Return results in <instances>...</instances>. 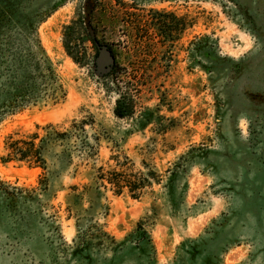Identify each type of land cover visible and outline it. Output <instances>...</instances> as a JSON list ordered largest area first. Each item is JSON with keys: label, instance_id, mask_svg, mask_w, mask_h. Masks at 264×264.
<instances>
[{"label": "rangeland", "instance_id": "1", "mask_svg": "<svg viewBox=\"0 0 264 264\" xmlns=\"http://www.w3.org/2000/svg\"><path fill=\"white\" fill-rule=\"evenodd\" d=\"M88 1L10 0L13 15L0 18L9 26L35 24L53 69L36 71L31 96L0 120V264H84L72 254L79 226L105 244L92 245L89 264H144L132 252L114 255L98 233L118 241L139 221L156 264H201L229 241L220 264H264V0H98L84 12ZM150 10L195 24L163 43L159 21L167 16ZM80 14L99 48L114 53L106 73L98 72L90 42L80 47L82 65L65 51L64 27ZM151 15L157 18L150 22ZM201 35L210 38L200 44L209 54L193 52L190 41ZM8 40L20 43L14 52L33 41L0 34V45ZM2 56L0 48V62ZM119 94L133 100L131 116L113 114ZM79 120L87 122L81 135L88 146L72 147L60 173V148L45 171L2 161L8 135L42 133L37 126L46 124L65 131ZM176 162L171 205L162 183ZM118 168L156 171L161 183L139 198L126 189L115 194L97 176ZM199 235V257L182 256L180 243Z\"/></svg>", "mask_w": 264, "mask_h": 264}, {"label": "trees", "instance_id": "2", "mask_svg": "<svg viewBox=\"0 0 264 264\" xmlns=\"http://www.w3.org/2000/svg\"><path fill=\"white\" fill-rule=\"evenodd\" d=\"M10 0H0V18L8 19L13 15V10ZM12 3V2H11ZM98 0H91L87 2L84 7V12H91L97 8ZM152 15L167 16V19H161L159 32L163 43L173 44L177 40L181 31L192 28L195 24V18L185 16L178 18L174 12H164L158 10H150ZM82 13V11H81ZM150 18V22L157 17ZM154 19V20H155ZM84 34H82V32ZM81 32V33H80ZM0 34L6 36V39L15 38H32V42L26 46L20 48V51L14 52L11 48L15 45H19V42L12 40L4 41L1 43V54H3V61L0 62V120L8 114H12L21 108L22 99L24 97L31 96L35 89L34 73L42 69L48 75L52 73V63L49 57L45 54L43 48L40 45V41L37 37V29L35 24H24L9 26L0 23ZM210 39L208 35L195 36L190 41V44L194 46V53L203 55L209 54L202 44L203 41ZM90 42L94 48V57L98 55V48L101 44L100 40L96 38V30L94 28L83 27V16L77 18L76 21L64 27L63 31V46L66 53L70 58L78 65H82L84 61V53L80 51V47L84 41ZM213 46L216 47L215 41ZM10 48V50H9ZM114 56V53L110 47H108ZM7 51V53H5ZM37 55L40 56V61L36 62ZM115 59V56H114ZM42 66V68L39 67ZM116 66V64H115ZM18 75V80H15ZM5 77V79L3 78ZM62 92L64 90H61ZM27 94V95H26ZM65 96V91L62 93L61 98ZM28 102H31L29 100ZM133 100L130 97L119 94L115 100L113 108V114L118 118H125L131 116L133 112ZM87 122L84 120L72 121L70 128L61 131L57 125L46 124L38 127L42 130V133L37 131L31 132L22 138H14L12 135H8L4 140L5 154L2 156L3 162L17 161L24 162L29 167H40L45 171L48 167L46 164V158L50 157L54 153V149L60 148L56 153L57 160L59 162L58 172L60 173L65 169V165L69 164L72 157V147L80 144L79 146H88L86 137L81 135L84 133V125ZM50 154V155H49ZM184 155L179 157L183 158ZM120 166V164H118ZM180 164L175 163L174 167L167 170V176L162 187L167 194V202L171 205L174 203L172 197L173 186L176 180V169ZM122 167V166H120ZM161 174L156 171L149 170L146 173L141 171L135 173H126L125 169H112L102 172L99 169L97 178L106 184H109L115 194H121L124 189L132 198H139L143 194V189L147 186H151L153 183H161ZM73 189L75 186L72 187ZM80 195H72L77 200L82 199ZM175 204V203H174ZM78 227V226H77ZM77 235L73 238L72 254L79 258V261L84 264L90 262V248L94 244L99 245V248L104 247L105 244L101 240L93 243V238L96 236L93 233L83 231L82 228H77ZM100 236L109 240L107 247L114 255L118 251L132 252L138 256V259L144 264H156L155 249L152 244L151 237L146 229L139 221L135 228L127 233L122 239L116 240L114 237L109 236L105 232L98 230ZM203 235H199L196 238H187L183 240L178 246V252L189 260H194L199 257L201 250L199 247L202 241ZM233 241H229L223 246L216 248V253L203 256L201 264H220V255L225 252ZM113 259V258H112Z\"/></svg>", "mask_w": 264, "mask_h": 264}, {"label": "water", "instance_id": "3", "mask_svg": "<svg viewBox=\"0 0 264 264\" xmlns=\"http://www.w3.org/2000/svg\"><path fill=\"white\" fill-rule=\"evenodd\" d=\"M114 58L107 47H100L96 58V67L99 73H106L113 63Z\"/></svg>", "mask_w": 264, "mask_h": 264}]
</instances>
